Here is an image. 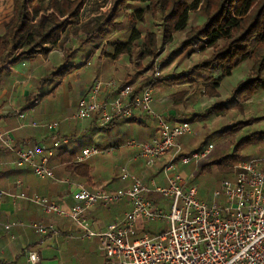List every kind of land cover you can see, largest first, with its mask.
I'll return each mask as SVG.
<instances>
[{"label": "built area", "instance_id": "1", "mask_svg": "<svg viewBox=\"0 0 264 264\" xmlns=\"http://www.w3.org/2000/svg\"><path fill=\"white\" fill-rule=\"evenodd\" d=\"M159 77V66L155 63L152 79ZM131 83L118 85L110 79L94 78L77 100L72 118L91 119L97 127L116 119H130L141 114L153 123L154 136L149 141L128 139L123 146L130 148L129 159L141 161L146 169L169 154L168 161L161 166L162 184L154 178L143 181L139 176L119 167V180L126 182L114 190L88 189L74 184L71 197L73 204L62 208L48 198L23 191L0 189V203L8 198L38 206L43 213L67 219L75 234L69 238L78 240L96 239L97 254L101 264H264V171L259 159H248L233 166L230 178L222 179L211 192L210 200L197 197L192 175L183 177L180 166L194 168L203 161L212 144L181 152L177 140L191 134L187 121L168 122L166 117L152 107V85H144L138 91ZM18 120L24 113L13 110ZM35 126V123H29ZM57 121L41 124L40 127L54 133L50 145L17 147L10 131L0 130V150L14 154L12 165L28 168L37 179H52L49 160L55 150L66 145L71 138L57 133ZM117 146L100 148L85 146L75 156V162H84L96 154H107ZM175 161H178L175 163ZM61 182L69 183L67 179ZM14 187L21 182L15 180ZM153 195V196H151ZM153 197H162L165 204ZM119 202L128 204V210L102 230L91 229L85 212L94 205L107 206ZM148 223H160L159 229L146 230ZM10 239L12 227L28 228L37 235H58L50 224L39 222L0 223ZM40 255L36 249L24 250L25 264H38Z\"/></svg>", "mask_w": 264, "mask_h": 264}, {"label": "trees", "instance_id": "2", "mask_svg": "<svg viewBox=\"0 0 264 264\" xmlns=\"http://www.w3.org/2000/svg\"><path fill=\"white\" fill-rule=\"evenodd\" d=\"M84 2L85 0H11L9 15L0 23V63L16 64L38 55L45 57L62 38H67L70 29H77ZM124 8L127 9V33L123 39L116 37L103 41L104 45L99 53L105 58L114 60L119 55L130 58L132 53L136 52L135 66L148 71L155 65V49L163 48L179 33L183 35L179 46L158 66L166 65L172 54L177 53L179 49H187L188 52H209L188 71L163 75L159 79L150 78L138 85L137 91L144 85H152L154 80L165 84H179L195 76L204 88L202 92L210 95L213 89L218 92L222 82L234 76L235 71L241 70L242 76L231 88L229 97L213 102L202 115L193 114L190 118L178 116L179 120L192 123L203 117L219 115L233 108L243 97H250L256 91H264V0H113L106 14L92 17L91 21L84 22L80 28L85 38L90 39V49L95 48V44L90 43L91 39L103 38L108 32L111 33L113 25L120 24L123 15H120L119 11ZM84 41L80 40L79 43ZM75 51L72 49L65 52L66 60L74 59ZM91 54L92 52L88 51L80 63L62 66L53 74L62 75L69 69L79 67ZM143 60L144 64L140 63ZM246 65L249 66L246 68ZM46 82L47 80L42 78L38 84L42 86ZM123 84L125 82L120 85ZM47 92L49 90L31 98L27 104L34 105ZM176 93L165 97V103L169 106L156 107L163 109L174 106L179 100V97H174L178 94ZM122 121L134 122L132 119ZM112 123L113 121L100 129L106 130ZM244 124L246 123L234 122L214 133L230 134ZM86 135L88 134L70 140L57 149V156L61 157V161H69L72 158L75 161V156L83 146L80 139H84ZM205 138L207 139V136ZM181 140L182 137L177 140L178 143ZM203 142L198 141L197 149ZM259 142H264L263 130L247 131L236 140L230 153L216 161L219 169L227 170L226 165L240 157L237 151L241 146ZM1 151L0 153L7 152ZM181 151L183 154L190 152L184 149L183 145ZM88 164L87 161L74 162L67 167L84 179L85 184H89L92 178ZM206 165H199L200 170ZM2 231L5 233V230Z\"/></svg>", "mask_w": 264, "mask_h": 264}, {"label": "crops", "instance_id": "3", "mask_svg": "<svg viewBox=\"0 0 264 264\" xmlns=\"http://www.w3.org/2000/svg\"><path fill=\"white\" fill-rule=\"evenodd\" d=\"M65 39L62 38L56 44L55 48L49 51L45 58L38 55L31 60H24L16 64L7 62L0 63V130L10 131V136L17 147L26 148L37 144L50 145L54 133L40 127L41 124L50 121L46 119L48 115H42L40 111L43 110L44 113H47L49 111L48 106L51 107L52 104L43 106V101L47 97L51 101L55 100L57 109L63 108L62 103L58 104V100L62 99L60 97H66L65 95H60L61 89L65 84L66 87L68 86L66 82H68V78L72 74L79 70V68H84L85 64H87L85 62V64L79 67L69 69V71L62 75L53 74L54 71L62 66L80 63L82 61L80 58L86 56L87 50L91 51L88 48L77 49L74 52V59L69 58L68 60H66L61 52L56 53L57 55H54V57H50L55 49L59 50L62 48ZM91 52L92 54L87 61L92 59L93 50ZM102 58L109 61L104 56ZM42 78H45L47 82L39 86L38 81ZM86 88L83 85L82 89L78 90V95L76 94L75 96L76 101L84 94ZM48 90L49 92L41 96L42 98L34 105L27 104L31 98L38 96L40 93H45ZM52 97L54 98L52 99ZM152 107L154 111L163 114L170 123L181 121L170 108H157L155 98L153 99ZM74 108L75 105L69 111L72 123H67L64 127H60V123L58 122L56 134L68 136L71 140L88 134L82 142V147L96 144L95 146L101 148L97 140L98 136L100 137V132H94L93 130L95 127H100H97L91 119H73L72 113ZM13 110L23 112V119L18 120ZM130 119L134 122L122 121L126 119L113 120V123L106 128L110 139V143L107 146L115 145L117 147L102 157L113 162L109 174H101L104 177L94 179V169L89 160L91 157L86 161L89 163L88 166L91 167L90 176L92 179L91 183L85 184L84 179L79 177L71 168L67 167L68 164L75 162L73 158L69 161H61V157L57 156V150H55L54 155L49 160L55 180H40L34 177L28 168L14 167L11 163L14 154L7 151L0 153V189L5 191H23L28 194L34 193L48 198L62 208H68L74 202L71 197L75 190L74 184H82L88 189L102 188L106 191H111L125 185L126 182H122L118 178V169L116 174H113V170L123 164H126L128 170L139 176L143 181H148L152 177L158 184H162L161 166L163 157L157 160L151 168L146 169L141 161L130 160L131 149L122 145L128 139L149 141L154 136L153 123L141 114H136ZM29 123H35L36 125L30 126ZM122 133L125 135L124 140L121 137ZM63 179H67L69 183L61 182ZM15 180L21 182L20 188L14 187ZM153 199L157 201V197H153ZM126 210H128V204L125 202L107 206L97 204L86 210L85 218L91 229L99 231L108 223L120 217ZM17 221L23 223L39 222L42 224H50L57 231L58 235L54 237L50 233L40 236L28 228L12 227L10 233L14 238L10 239L7 232L5 231L4 233L2 231L4 229L0 226V264H25L24 250L27 248H33L39 252L40 262L38 264H54V260L59 259L61 254L73 255L77 250H88V247L81 245L80 242L91 241L97 245L96 239L94 238L83 240L69 238L68 236L75 234V232L67 219L57 217L53 214L43 213L35 204L21 200L12 203L8 198H4L0 203V223H14ZM38 238L41 239L37 242L36 240ZM34 241L36 242L34 243Z\"/></svg>", "mask_w": 264, "mask_h": 264}, {"label": "rangeland", "instance_id": "4", "mask_svg": "<svg viewBox=\"0 0 264 264\" xmlns=\"http://www.w3.org/2000/svg\"><path fill=\"white\" fill-rule=\"evenodd\" d=\"M112 2L113 0H85L82 6L78 27H76L77 29L69 30L70 26L67 27L69 35L64 40L62 48L59 50L55 49L54 52L51 53L50 57H54V55H57L56 53L58 52H61V54L63 53L64 56L65 52L72 49H90V46H88V41L90 39L88 40L85 38V34L80 28L83 26L84 22L91 21L92 17L106 14L110 10ZM10 4L11 0H0V23L9 15L11 8ZM126 11L127 9L125 8L120 9L119 13L120 15H123V19L120 24L112 26L113 29H111V33L108 32L103 38L95 37L94 39H91L92 41H90V43L95 44V48L91 49V51L93 50L92 59L90 61H86L87 64L84 63V68H79V70L72 74V76L68 78V82H66L68 86L66 87L65 84L61 89L60 95H65L66 97H60L62 99L58 100V104L62 103L63 108L57 109L54 102L55 100H52L54 102L53 104V102L50 99H47V97L44 99L43 106L51 104L52 106H48L49 111L47 113H44L43 110H41L40 114L48 115L46 119L50 120L49 122L57 121V123H60V127H64L67 123H72L69 111L72 107H74V105H76L77 101L75 100V96L78 93V90L82 89L83 85L88 87L94 78L110 79L118 85L125 82V84L131 83L134 86H138L145 81L147 82L152 77V68L148 71H143L135 66L134 59L136 58V52H133L130 58H127L124 55H119L114 60L108 59L109 61H106L102 58V56H99L102 55L99 52H101V49L103 48V41L111 40L116 37L123 39L124 35L127 33L126 30L128 22L125 19ZM119 18H121V16H119ZM182 39L183 35L182 33H179L175 36L172 42L164 45L163 48H156L155 56L153 58L154 64H160L162 60L166 59V56L179 46ZM80 40L85 41L79 43ZM190 51L188 52L187 49H179L177 53L172 54L166 65L163 67L159 66V77L156 79H159L163 75L188 71L192 65L199 62L209 54L208 50L204 53ZM80 59L83 58L81 57ZM140 63L144 64V60ZM248 66L249 65H246L245 67L247 68ZM241 76V70L238 69L235 71L234 76L222 82L217 89L218 92H215L213 89L210 95H207L205 91L202 92L204 88L200 84L201 82L199 78H196L195 76H192L190 80H186L187 82L185 81L179 84H165L154 80L152 81L153 97L155 98L157 106L167 107L168 103H165V97H167L170 93L177 92L178 94L176 93L177 95L174 97H179V100L170 109L174 112L175 116L177 115L182 116V118H190L193 114H204L206 108L213 102L229 97L231 88L235 85V82L241 78ZM53 98L54 97H52V99ZM251 119L253 120L251 121ZM234 122H242L246 124H244V126L237 131L232 133L230 132V134L219 135L214 133L220 128ZM190 127L191 134L183 136L182 140L178 143L181 149L183 145V148L188 151L195 150L197 149L199 140L202 142L204 141L203 144H201V147L206 146L208 143L212 144V149L208 153L207 157L200 162L201 164L199 163V165L204 163L207 164L204 169L200 170L199 165L197 168H194L192 165H178L181 175L184 177H187L189 174L192 175V182L196 186L197 197L200 200L208 201L212 190L216 188L219 181L225 177L227 179L230 178L233 166L241 161L259 159V167L264 171V142L250 143L241 146L237 151L240 157L227 164V170H223L222 168L219 169V166L216 163L221 156L231 152L236 140H238V138L243 134H246L247 131H264V91H256V93L250 97H243L241 100L236 102L233 108L226 110L224 113L212 115L211 117H203L198 121L192 123L190 122ZM93 130L94 132H100V137L98 136L97 140L101 148H104L105 146L108 147L107 145L110 143V139L107 130L100 128H94ZM206 136L207 139L205 138ZM121 137L124 140L125 135L122 133ZM84 140L85 139H80V142H83ZM103 156H105V154H96L89 159L90 164L94 169V179L104 177L101 174L106 175L110 172L113 162L106 158H102ZM168 159L169 154L164 155L162 158V165H164ZM177 162L178 161H175V163ZM117 169L119 171V168L116 167L113 170V174H116ZM126 169L128 171L127 167ZM157 200L159 203L165 204L162 197H159V199L157 198ZM160 226L162 227L160 223H148L145 225L146 230H149L150 232L159 229ZM80 244L87 246L88 250H77L73 255L61 254L59 259L54 260V264H101V260L97 254V245H95L94 242H80Z\"/></svg>", "mask_w": 264, "mask_h": 264}]
</instances>
